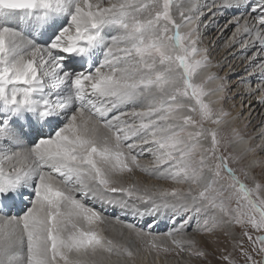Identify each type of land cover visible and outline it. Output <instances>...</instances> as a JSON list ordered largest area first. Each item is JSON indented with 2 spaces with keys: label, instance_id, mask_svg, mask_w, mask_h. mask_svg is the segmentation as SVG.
<instances>
[{
  "label": "snow or ice",
  "instance_id": "snow-or-ice-1",
  "mask_svg": "<svg viewBox=\"0 0 264 264\" xmlns=\"http://www.w3.org/2000/svg\"><path fill=\"white\" fill-rule=\"evenodd\" d=\"M196 9L191 0L188 7L177 0H0V264H126L134 253L94 227L106 218L82 203L88 197L142 219L167 215L174 224L168 237L210 213L206 231L239 227L251 245L234 243L244 264H264L257 161L242 164L239 174L230 166L253 149L229 152L243 143L236 130L222 140L203 126L219 125L226 113L204 100V83L216 77L194 81L207 57L196 58L197 29H182ZM219 9H250L251 24L234 18V37L245 33V46L259 41L264 51V0H220ZM259 67L264 80V63ZM256 91L264 103V83ZM138 145L148 146L150 166L132 154ZM133 167L188 187L115 186L113 177ZM24 197L29 206L9 216ZM156 239L148 248L168 252ZM172 243L184 251L181 241ZM185 243L205 256L194 241ZM221 259L236 264L231 254Z\"/></svg>",
  "mask_w": 264,
  "mask_h": 264
},
{
  "label": "rangeland",
  "instance_id": "rangeland-1",
  "mask_svg": "<svg viewBox=\"0 0 264 264\" xmlns=\"http://www.w3.org/2000/svg\"><path fill=\"white\" fill-rule=\"evenodd\" d=\"M189 0H177V2H183ZM200 0H191V2H195L197 4ZM218 1L212 0L211 3L207 2L204 6L205 8H201L200 10H196L192 15V23H194L195 29H197V32L195 33V38L197 40V48L200 50V55H198L196 58L199 59L200 56H206L207 57V67L201 69L198 71V74L194 77V81L196 83H201L206 80V76L208 77L211 75L216 77V79L208 80L206 83H204L205 91L209 93L206 97H204L205 102L210 103L211 107L214 109V111H222L225 109L226 115H223L221 117V123L219 125L212 124L210 121L204 123V127L206 129H215L218 133V138L220 139H228L232 140L234 133L233 129L236 130V133L239 134V137L242 138V149L247 145L248 147H251L253 149V145L256 146L260 145L261 143H264V103L259 102V96L261 95L260 92L256 91V88L259 84L264 83V80L261 78L260 73V67L259 65L264 63V58H261L260 56L258 58L255 57V63L253 66L248 67V56L253 55L255 51L257 53L262 52L264 55V51H261V46L259 45V42H256L255 44L257 46L248 48L246 52H238L237 54L227 57L223 60L222 63H218V61H221L224 57H220L219 60H217V56H219V51L222 48V46L228 42L233 36L236 31V28L238 25L236 23H232L233 16H243L242 19H240V24L242 23V20L244 18L248 19L247 15L248 12H234L230 16L225 15V10L218 9V16L216 15L215 18H223L220 19L217 24L220 25L218 29L216 28H210L211 20V12L209 16L204 18L211 9H213ZM214 3V4H213ZM250 10V9H249ZM224 14V15H223ZM174 18L177 20V22H180V16H179V9L173 10ZM251 19V17L249 18ZM227 22V24L230 25V29L228 31L224 32V38L220 36V30L223 27L222 24ZM250 23V22H249ZM196 24V25H195ZM182 31H188V27H184ZM249 36H243L242 38H245V40L248 39ZM240 38L239 40H241ZM243 40V39H242ZM250 41V40H248ZM220 42L219 44H217ZM216 44V45H215ZM242 44V41L239 42L236 45V50L239 49L240 45ZM217 47V48H216ZM216 48V49H215ZM234 47L230 49L232 51ZM244 49H247L245 47ZM228 52L227 54H229ZM238 55V56H237ZM229 60V61H228ZM233 61H237L239 64L238 67L242 65V69L239 71H236V68H233ZM228 62V63H227ZM253 62V61H252ZM251 62V63H252ZM227 63V64H226ZM205 76L202 78L199 77V73L206 71ZM253 77V78H252ZM223 85V88L221 91H217L216 89L218 86ZM128 109H126L127 111ZM195 115V114H194ZM197 119H199L198 116H196ZM129 122H132L129 120ZM247 138V139H246ZM245 139V141H244ZM132 141H128V143H131ZM204 143L208 144L210 143V138L208 141H205ZM240 144V143H239ZM145 146V147H144ZM238 146V144H234L232 147L228 149L229 152H232L235 154V149ZM147 145H138L136 148L132 150V154L137 156V159L147 163L149 166L151 165L153 161V155L144 150L147 149ZM241 149V150H242ZM124 151L127 153V149L125 148ZM227 154V153H225ZM248 160H256L257 163L255 165V175L257 177V180L264 183V148L261 150H254L249 153L244 160L241 161L240 164H231L230 166L233 168H236V165H242L245 164ZM237 171L239 168H236ZM134 171H131L132 174ZM239 174V171H238ZM243 179V177H241ZM154 179H151L153 181ZM157 180V179H155ZM158 179L157 181L166 182V180ZM167 182H170L175 187H177V184H175L173 181L169 180ZM247 183V181H246ZM159 184L151 183L149 189L152 191H159L164 190V187H159ZM251 187V185H249ZM188 185L185 184L183 188L180 189H187ZM179 188V187H177ZM261 196H264V191H261ZM230 206H235V202H231ZM117 215V214H116ZM203 214H200L199 216H194L193 219H191V223H198L197 226H199L201 220H202ZM117 218V217H116ZM132 220L134 218H131ZM179 222V219L177 220ZM198 221V222H197ZM204 221L201 222L204 224ZM211 221V220H210ZM209 221L208 227L211 228L212 224ZM168 223V226L170 227L173 225V222L170 223V219L166 221ZM151 222H146L143 226H140V224L136 225L135 227L137 229H142L144 232H148V225ZM114 224V223H107ZM97 226V225H95ZM167 226V227H168ZM196 226V227H197ZM193 227V233H196L198 235H203L208 237V240L211 241V243H215V237L219 236L223 239H221V242L225 245V252H223V255H229L231 254V257L233 260L236 261V264H244L243 259L240 257L239 249L234 247V243L238 240H243V245L245 248H250V242L248 241L247 237H242L241 235V229L237 226H228V225H220L219 227L215 228L213 231L209 232L205 229L203 231L196 230L195 225H192ZM251 231V229H249ZM163 232V231H162ZM259 233L252 232L253 237L255 235H258ZM226 236V237H225ZM210 237V238H209ZM227 242V243H225ZM147 245V244H144ZM199 246V245H198ZM148 247V246H147ZM193 248V247H192ZM199 251L208 252L207 249H205L203 246L197 247ZM136 254L134 257L130 260L134 264H158L155 263V258L161 257L158 252H151V250L148 248V250L145 247L142 248H136ZM146 255H149L151 260H147ZM183 255L185 258H187V261L183 259ZM136 256V257H135ZM172 256L170 259L171 264H211L210 262H206V260L200 259V257L191 255L188 251H179L177 250V253L172 255H166L165 257ZM154 258V259H153ZM259 259V257H256ZM116 257H113V260H116ZM138 259V260H137ZM188 259H192L194 261L198 260V263H194L189 261ZM126 264H128L129 260L128 258H125ZM148 261V262H147ZM128 262V263H127ZM169 263L168 261H164ZM223 264H226L225 261L222 262ZM218 264V263H216Z\"/></svg>",
  "mask_w": 264,
  "mask_h": 264
},
{
  "label": "bare ground",
  "instance_id": "bare-ground-1",
  "mask_svg": "<svg viewBox=\"0 0 264 264\" xmlns=\"http://www.w3.org/2000/svg\"><path fill=\"white\" fill-rule=\"evenodd\" d=\"M211 1L212 0H200L196 4L197 5V9L196 10H200L201 8H205L206 6H204V5L207 2L211 3ZM215 1H218L216 6L213 9H211L203 17L206 18L207 16H209V14L211 12L214 11V13H211V20L212 21H210L211 22L210 28L218 29V27H220V25L217 24V23H218V21L220 19L222 20L223 18H221V17L220 18H215L216 15L218 16V9H219V5H220V0H215ZM105 2H106V0H105ZM185 2L186 3H184V6L188 7L189 6V1L188 2L185 1ZM252 2H253V4H255L256 0H252ZM191 3H195V2H191ZM196 10L194 12H196ZM234 12H236V10H234V9L233 10H225V15L224 14L223 15L227 17V15L230 16ZM249 12H250V10H249ZM249 12H248V15H247V17H248L247 20L251 24L252 21H251V19H249L250 18ZM235 17H237V16H235V15L233 16V18H232L233 22L232 23H235V19H234ZM245 19L246 18H244L242 20L241 25L244 24ZM192 22H194V21H192ZM192 22H191V24L186 25L185 28L186 27L195 28L194 23H192ZM222 25H223V27L220 30V36L224 38V35L226 34V33L224 34V32L228 31L230 29V25L227 24L226 21ZM236 30H237V28H236ZM235 33H236V31H235ZM244 35L248 36L245 33H241L239 35H236L235 37L233 36L228 42H226L222 46V48L219 51V56H217L218 57L217 60H219L220 57L221 58L224 57V55H226V56L221 61H218V63H222L225 58L231 57V56L237 54L238 52H241V51L242 52H246L248 50V48H250V45L249 46H245V45H246V42H249L248 40H251V38L248 37V39L245 40V38H242ZM240 38H242L243 40L242 39L239 40ZM241 41H242V44L240 45L239 49L236 50V48H237L236 45L239 42H241ZM256 42H259V41H256ZM219 43L220 42H218L217 44H219ZM255 46H257V45L256 44L251 45V47H255ZM258 46H260V44ZM232 47H234V48L232 49V51H230V49ZM245 47H247V49H244ZM228 52H230V53L227 54ZM253 56H255L256 58H258L259 56L261 58H264V55H263L262 52L260 53V51H259V53H257V51H255L253 53V55H250L247 58H245V59L249 58L248 59V64L247 63L245 64V65H248V67L253 66L255 63H257V61L255 62L254 60L250 59ZM232 66H233V68H236V71H239V70L242 69V65L240 67H238L239 64L237 63V61H233V65ZM206 72H207V70L204 71V72L199 73L200 74L199 77L202 78L203 76H205ZM260 73H261V71H260ZM210 75H211V72H210ZM124 110L126 111V109H124ZM222 112H225V109H223ZM244 141H245V139H244ZM263 148H264V143H261L258 146H256L255 144L253 145V149L254 150H261ZM241 149H242V143L238 144V146L236 147L234 152L235 153H239L241 151ZM138 161L141 164H143V165L149 166L145 162H142L140 160H138ZM235 167L236 168H240L241 166L240 165H236ZM133 171L134 172L132 174L130 172H124V173H121V174H119L117 176H114L113 179L116 180L115 186H117V187H121V186L129 187L131 185H135L136 187H138L140 189H144V188H148L149 189L150 186H148V185H150L151 183L154 182V184H156V185L159 184L158 186L161 187V188L164 187V189H169V188L175 187L170 182H167L169 180H166V182H164L163 180H162L163 182L157 181L158 180L157 178H155L153 176H149L145 172H143L140 169H137L135 167H133ZM151 179H154V180L151 181ZM155 179H157V180H155ZM184 186H185V184H183V185H178L177 184V187H179V188H183ZM149 190H151V189H149ZM112 195L115 198L128 199L130 203L131 202H135L134 199L128 198L127 196H124L121 193H116V194H112ZM77 197L80 198V195L77 194ZM82 203H84L87 207L93 208L96 211L100 212L101 215L106 218L105 222L103 224H99V225L94 226V227L98 231H101L102 234L107 239H111L114 242V244L122 245V246H125V247L129 248L134 253V255L136 254V251H137L136 248L145 247L148 250L147 245H144V244H147V242L149 240L153 239V238H158V239H156V243L158 245H163V246L167 247L169 249V251L168 252H164L162 250H151V252H153V251L154 252L155 251L158 252L159 255L161 256V257L157 256V258H155L154 262L158 263V264H171V262H170L171 260H167V259H170V257H172V256H168V257H165V256L166 255L175 254V253H177V250L180 251V247H177L176 245H174L172 243V241L173 240L181 241V247L184 248V251H188L191 254V251L193 250V248H192L193 246H190L189 244L185 243V241L191 240V241H194V249L195 250H198L197 247H200V246H203L205 249L208 250V252H204L205 256L204 257H200V259H202V260L205 259L206 262H210L211 264H216V263L223 264L222 263L223 260L221 259V257L224 256L223 252H225V250H224L225 249V246H224L225 244L221 242V239H223L224 237L221 238L219 236H216L215 237L216 245H215V243L212 244L211 241L208 240V237L193 233L192 225L194 224L195 227H196L198 223H191L190 222L189 225L186 227V229H184L181 232H173V235L171 237H168L166 234L173 230L174 224L171 225L170 227L168 226V223L166 221L169 220V218H168L167 215H161V216L156 217V218L144 217L142 219L139 216H134L130 212L125 211V210H121L118 207H113L111 205H104V204L100 203L98 200L92 199L91 197L82 198ZM27 206H29L28 205V200H27V197H24V198H22L20 200V207H19L20 211L17 213V215L21 214V210L25 209ZM11 213H12V210H11L10 213H8L9 216H12ZM131 218H134V219L132 220ZM178 219L179 218H177V220ZM205 219H209V221H210V213H209L208 216H205L203 214L201 222H203V220H205ZM146 222H151L150 224H152L151 228L148 227V232L149 231L151 232V236L145 237L143 239L136 237V235L134 234L133 231H131L127 227H125L126 225H129V224L134 225V226L140 224V226H143ZM201 222H200L199 226L196 227V230H200L201 229V231H203L205 229V225L203 223H201ZM107 223H114V224H109L108 225ZM171 223H172V221L170 220L169 224H171ZM176 223L178 225L179 222L177 221ZM210 224H212V222ZM225 243H227V242H225ZM146 258H147V260H151L149 255H146ZM183 259L187 261V258H185L184 255H183ZM188 260L191 261V262H194V263H198V260H196V261H194L192 259H188ZM131 261L129 260L128 261L129 263L128 262L127 263L128 264H134V263H132L133 261L132 262ZM164 261H168L169 263L164 262Z\"/></svg>",
  "mask_w": 264,
  "mask_h": 264
}]
</instances>
